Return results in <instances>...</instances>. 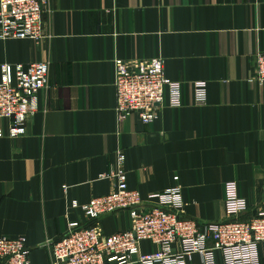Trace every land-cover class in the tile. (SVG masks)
Returning a JSON list of instances; mask_svg holds the SVG:
<instances>
[{
    "label": "crops",
    "instance_id": "1",
    "mask_svg": "<svg viewBox=\"0 0 264 264\" xmlns=\"http://www.w3.org/2000/svg\"><path fill=\"white\" fill-rule=\"evenodd\" d=\"M50 39L0 38V66L49 61L48 88L18 137L0 138V236L21 237L29 264H51L50 243L79 207L115 188L123 170L144 200L178 187L186 216L226 220L224 185L249 210L264 198V86L251 57L264 50V0H49ZM163 60L182 83V105L163 103L143 124L116 114L114 61ZM1 78V71H0ZM206 83L197 103L195 83ZM151 204L144 207L149 209ZM122 210L100 219L103 234L128 228ZM144 252L155 250L141 243ZM259 264L264 248L258 247ZM216 264H223L215 252ZM195 261L200 260L195 256Z\"/></svg>",
    "mask_w": 264,
    "mask_h": 264
},
{
    "label": "built area",
    "instance_id": "2",
    "mask_svg": "<svg viewBox=\"0 0 264 264\" xmlns=\"http://www.w3.org/2000/svg\"><path fill=\"white\" fill-rule=\"evenodd\" d=\"M49 0H0V38L50 39L44 17ZM253 79L264 86V50L251 57ZM115 111L119 118L138 114L143 124L157 117L163 103L182 105V83L165 76L161 57L114 61ZM0 138L18 137L39 110L38 95L48 88L49 61L0 66ZM206 83H195L196 102L206 100ZM112 172L115 188L79 207L86 219L70 221L67 232L50 243L51 264H216L215 252L223 264H259L258 247L264 248V198L248 217L249 207L240 197L235 182L224 185L226 220L200 223L186 216L178 187L155 192L144 200L128 187L123 170ZM151 204L149 209L144 205ZM126 210L128 228L105 235L99 225L107 214ZM155 250L144 252L141 243ZM29 248L21 237L0 236V264H29Z\"/></svg>",
    "mask_w": 264,
    "mask_h": 264
}]
</instances>
